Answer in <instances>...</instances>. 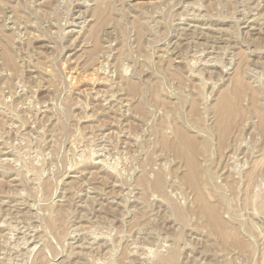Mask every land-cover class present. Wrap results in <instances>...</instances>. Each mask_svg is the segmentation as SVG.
I'll return each instance as SVG.
<instances>
[{
    "label": "rangeland",
    "instance_id": "obj_1",
    "mask_svg": "<svg viewBox=\"0 0 264 264\" xmlns=\"http://www.w3.org/2000/svg\"><path fill=\"white\" fill-rule=\"evenodd\" d=\"M0 264H264V0H0Z\"/></svg>",
    "mask_w": 264,
    "mask_h": 264
},
{
    "label": "bare ground",
    "instance_id": "obj_2",
    "mask_svg": "<svg viewBox=\"0 0 264 264\" xmlns=\"http://www.w3.org/2000/svg\"><path fill=\"white\" fill-rule=\"evenodd\" d=\"M84 2H85V1H84ZM82 4H83V3H82ZM77 5H78V4H77ZM84 7H85V6H84ZM197 11H198V10H197ZM80 14H81V13H80ZM189 14H190V13H189ZM194 15H195V14H194ZM180 19H181V18H180ZM195 20H196V19H195ZM254 23H255V22H254ZM74 26H75V25H74ZM200 29H201V28H200ZM177 31H178V30H177ZM73 32H74V31H73ZM201 33H202V32H201ZM77 34H78V33H77ZM184 35H185V34H184ZM181 36H182V35H181ZM199 36H200V35H199ZM185 38H186V37H184V39H185ZM168 47H169V46H168ZM212 48H213V47H212ZM106 81H107V80H106ZM106 81H105V82H106ZM106 96H107V95H106ZM107 97H108V96H107ZM107 97H106V98H107ZM102 98H103V95H102ZM113 98H114V97H113ZM104 99H105V98H104ZM108 99H109V98H108ZM103 101H105V100H103ZM107 102H108V101H107ZM118 102H119V101H118ZM105 104H106V103H105ZM118 104H119V103H118ZM114 105H115V104H114ZM119 106H121V105H119ZM192 164H193V163H192ZM189 166H190V165H189ZM194 167H196V166H194ZM190 168H191V167H190ZM190 168H189V169H190ZM100 169H101V168H100ZM189 171H190V170H189ZM190 172H191V171H190ZM251 174H252V173H251ZM253 174H254V173H253ZM253 174H252V175H253ZM248 177H249V176H248ZM251 179H252V178H251ZM249 181H250V179H249ZM87 191H88V190H87ZM79 195H80V194H79ZM79 195H77V196H79ZM87 199H88V198H87ZM210 208H211V207H209V213L211 212V211H210V210H211ZM212 209H215V208H212ZM203 210H204V209H203ZM207 211H208V210H207ZM212 211H213V210H212ZM210 215H211V219H212V221L214 222V224H218L219 221H218V218L215 217L214 212H211ZM142 216H143V215H142ZM221 220H222V219H221ZM73 235H74V234H73ZM73 238H74V237H73ZM77 238H78V237H77ZM75 239H76V238H75ZM75 239H74V240H75ZM86 243H87V242H86ZM91 243H92V242H91ZM81 244H82V243H81ZM68 245H70V244H68ZM68 245H67V246H68ZM92 246H93V245H92ZM84 247H85V246H84ZM89 247H90V246H89ZM89 247H88V248H89ZM93 249H94V248H93ZM89 251H91V250H89ZM92 251H93V250H92Z\"/></svg>",
    "mask_w": 264,
    "mask_h": 264
}]
</instances>
